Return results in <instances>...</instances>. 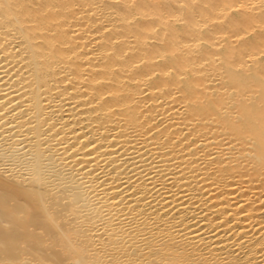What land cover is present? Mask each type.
Segmentation results:
<instances>
[{"label":"bare ground","instance_id":"bare-ground-1","mask_svg":"<svg viewBox=\"0 0 264 264\" xmlns=\"http://www.w3.org/2000/svg\"><path fill=\"white\" fill-rule=\"evenodd\" d=\"M0 264H264V0H0Z\"/></svg>","mask_w":264,"mask_h":264}]
</instances>
